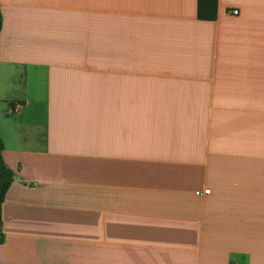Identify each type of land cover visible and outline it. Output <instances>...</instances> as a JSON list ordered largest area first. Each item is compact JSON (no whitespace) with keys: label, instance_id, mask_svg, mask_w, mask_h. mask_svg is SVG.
<instances>
[{"label":"crops","instance_id":"0c3cea01","mask_svg":"<svg viewBox=\"0 0 264 264\" xmlns=\"http://www.w3.org/2000/svg\"><path fill=\"white\" fill-rule=\"evenodd\" d=\"M196 3L0 0V264H264V0Z\"/></svg>","mask_w":264,"mask_h":264},{"label":"trees","instance_id":"16d2710c","mask_svg":"<svg viewBox=\"0 0 264 264\" xmlns=\"http://www.w3.org/2000/svg\"><path fill=\"white\" fill-rule=\"evenodd\" d=\"M217 0H197L196 15L201 20H214L216 18ZM2 27V16L0 13V29ZM4 143L0 136V243L3 240L2 232V204L6 193L14 179V170L5 162L3 157Z\"/></svg>","mask_w":264,"mask_h":264},{"label":"rangeland","instance_id":"374dc122","mask_svg":"<svg viewBox=\"0 0 264 264\" xmlns=\"http://www.w3.org/2000/svg\"><path fill=\"white\" fill-rule=\"evenodd\" d=\"M15 86H18V85H15ZM2 86L0 84V96L3 95V92H2ZM14 91V85L13 86H8L4 92V95L12 92L13 93ZM4 98L3 97H0V121H1V116H2V113H3V110H4V102H3ZM6 105L8 106V103L6 102Z\"/></svg>","mask_w":264,"mask_h":264},{"label":"built area","instance_id":"2783aa9c","mask_svg":"<svg viewBox=\"0 0 264 264\" xmlns=\"http://www.w3.org/2000/svg\"><path fill=\"white\" fill-rule=\"evenodd\" d=\"M232 12H233V13H236L237 11H236V10H233ZM209 191H210V190H209L208 188H205V189L203 190L204 193H209Z\"/></svg>","mask_w":264,"mask_h":264},{"label":"water","instance_id":"95a60500","mask_svg":"<svg viewBox=\"0 0 264 264\" xmlns=\"http://www.w3.org/2000/svg\"><path fill=\"white\" fill-rule=\"evenodd\" d=\"M14 177H16V176H14Z\"/></svg>","mask_w":264,"mask_h":264}]
</instances>
